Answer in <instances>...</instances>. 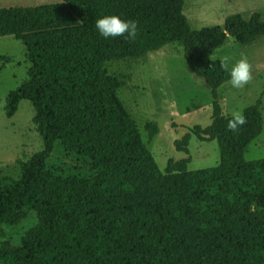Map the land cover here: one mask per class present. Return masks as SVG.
<instances>
[{"label":"trees","instance_id":"obj_1","mask_svg":"<svg viewBox=\"0 0 264 264\" xmlns=\"http://www.w3.org/2000/svg\"><path fill=\"white\" fill-rule=\"evenodd\" d=\"M184 0H61L0 7V36L22 41L30 61L26 79L7 93L11 117L22 99L44 149L18 161L19 176L0 185V235L25 210L37 224L20 244H0V264H264V157L244 151L262 131L260 103L244 107L247 123L227 130L218 88L229 80L212 58L229 36L248 44L264 34L257 11L225 17L223 25L192 28ZM105 15L138 22L132 41L103 38L95 21ZM181 41L190 71L212 97L211 121L174 141L187 152L190 135L216 140L219 163L187 170L188 158L163 172L117 96L124 82L103 62L139 58ZM145 53V54H144ZM143 54V55H142ZM141 55V56H140ZM0 71L7 61L2 57ZM145 128L157 131L154 122ZM59 141L92 160L88 177L59 175L46 160Z\"/></svg>","mask_w":264,"mask_h":264},{"label":"rangeland","instance_id":"obj_2","mask_svg":"<svg viewBox=\"0 0 264 264\" xmlns=\"http://www.w3.org/2000/svg\"><path fill=\"white\" fill-rule=\"evenodd\" d=\"M58 2L61 0H0V7ZM253 11L259 12L264 20V0H184L182 7L190 26L195 29L223 25L225 17L233 13L247 18ZM241 55L246 56L252 65V80L242 89L232 88L227 81L224 82L218 88V99L222 112L230 116L233 111L260 103L263 128L244 151V158L252 160L264 157V34L248 44H240L229 36L222 46L214 50L212 58L221 60L228 56L231 67ZM1 57L7 61L0 71V185L3 186L8 183L7 177L19 176L18 161H25L34 152L43 150L44 144L33 124L34 109L29 100L22 99L11 117L4 112L7 93L27 77L30 61L24 44L12 35L0 36ZM103 66L124 82L118 88L117 96L137 124L142 141L163 172L169 160L181 158L189 159L187 170L219 163L216 140L204 142L191 134L187 152L177 150L174 144L194 125H208L212 111L210 89L188 68L181 41L149 50L139 58L106 60ZM147 122H154L157 126L153 135L145 128ZM46 167L63 176L88 178L95 173L90 158L68 151L59 141L54 143ZM36 224V213L25 210L16 224H3L4 236L0 235V244L4 240L20 244Z\"/></svg>","mask_w":264,"mask_h":264},{"label":"clouds","instance_id":"obj_3","mask_svg":"<svg viewBox=\"0 0 264 264\" xmlns=\"http://www.w3.org/2000/svg\"><path fill=\"white\" fill-rule=\"evenodd\" d=\"M95 28L103 38L124 36L125 39L134 41L138 34V22L132 20H123L117 15H105L95 21ZM230 58L225 56L220 60V67L228 72L229 80L227 83L235 89H242L252 80V65L246 56L241 57L231 64ZM247 119L243 110L233 111L231 118L227 121V130L238 133Z\"/></svg>","mask_w":264,"mask_h":264}]
</instances>
